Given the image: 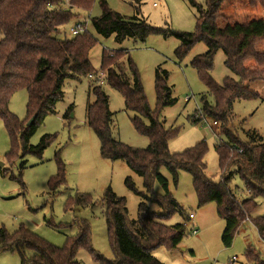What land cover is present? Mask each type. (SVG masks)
I'll return each mask as SVG.
<instances>
[{
	"label": "trees",
	"instance_id": "trees-1",
	"mask_svg": "<svg viewBox=\"0 0 264 264\" xmlns=\"http://www.w3.org/2000/svg\"><path fill=\"white\" fill-rule=\"evenodd\" d=\"M95 0H0V120L3 121L12 142L10 155L21 151L42 156L53 142L52 134L44 135L37 145L30 143L32 136L48 115L55 114L57 105L64 99L63 86L67 78L81 79L95 74L90 61V51L97 38L87 30L72 38H60L61 27L75 15L73 9L91 10ZM225 0H207L206 6L199 5L197 27L193 32L157 28L137 16L126 17L111 9L105 0L100 2L101 14L92 17L95 31L103 36L115 35V40L123 42L128 38L146 41L151 34L165 37L176 36L180 45L175 55L182 60L198 42H204L207 51L196 56L191 65L197 70L206 85L208 93L214 97L209 103L207 96L201 98L202 115H207L221 123V132L229 138V143L218 145L222 180L217 183L206 174L205 155L207 146L202 141L181 153L169 150V141L177 133L176 128H166L161 120V112L176 104L172 88L168 85L169 74L158 67L155 73L157 109L152 110L144 91L140 73L127 52L118 50L114 56L102 53L101 71L106 73L105 82L118 90L124 97L125 108L135 115L132 122L137 131L149 138L146 148H135L116 139L113 135V115L110 98L101 84L91 83L94 102L87 107L88 125L100 140L101 155L112 161L123 160L144 179L145 192H139L143 201L139 205V217L131 221L124 197L116 195L112 188L106 189L102 203L106 208L111 244L116 258L108 260L91 247L90 230L81 226L77 236L69 237L63 247H57L38 237L24 226L10 233L0 227V251H19L22 263L26 264L25 251L33 254L30 264H82L77 253L85 248L94 254L97 264H164L153 254V250L166 245L175 250L181 244L186 227L183 224L167 226L163 219L174 213L182 214V207L169 191V182L162 175V167L172 173L178 182V172L185 171L193 178V186L198 198V206L216 203L218 215L225 221L222 241L230 247L242 222L247 218L257 227L264 240V215L253 216L258 208V199L264 198V139L255 132L247 144L234 138L226 129L233 119L236 100H249L259 95L250 89V83L264 80V14H252L251 9L261 6L264 0H247L250 7L245 18L235 24L219 26L224 17L222 5ZM223 50L226 66L239 77H226L217 83L211 73L215 55ZM26 89L29 96L27 119L22 122L10 111V100L15 92ZM72 106L65 118L71 116ZM33 119L31 124L29 121ZM147 119L149 124L145 123ZM202 119V118H201ZM200 117H192L199 123ZM58 172L49 186L56 192L65 184V166L58 157ZM4 168L0 166V170ZM241 177L247 190L246 198H239L231 187L234 175ZM126 184L135 190L130 177ZM157 182L164 195L153 191ZM158 203L164 214L157 215L148 209L149 203ZM89 194H77L66 203V209L87 205ZM250 264H264L260 254L250 246L246 250Z\"/></svg>",
	"mask_w": 264,
	"mask_h": 264
},
{
	"label": "rangeland",
	"instance_id": "rangeland-1",
	"mask_svg": "<svg viewBox=\"0 0 264 264\" xmlns=\"http://www.w3.org/2000/svg\"><path fill=\"white\" fill-rule=\"evenodd\" d=\"M95 0L91 10L73 9L74 17L61 27L58 37L72 38L71 29L78 24H86L87 30L98 40L90 51V61L95 72H101L102 53L118 50L126 51L125 58L130 57L136 65L142 80L145 94L152 110L157 109L155 89V73L158 67L169 74L168 85L172 88V96L177 100L173 106L164 108L161 120L166 128H176L177 133L169 141L172 153H181L198 143L205 141L206 174L215 182L222 180L217 146L229 143V138L221 132V123L212 127L213 118L202 115V96L206 95L209 103L214 97L200 79L191 61L207 51L204 42H198L186 57L179 60L175 51L180 45L176 36L165 37L162 34H151L146 41H135L128 38L123 42L115 40V35L103 37L91 24V18L101 14L100 2ZM108 6L126 17L137 16L150 25L172 29L175 31L193 32L197 27L199 5L206 6L207 0H105ZM156 3V5H154ZM252 14L263 15L261 6L251 9ZM247 0H225L222 5L224 17L219 21L220 27L235 24L243 20L251 12ZM226 55L219 50L214 58L213 79L222 84L226 77L239 80L225 64ZM91 81L87 77L81 79L67 78L64 86V99L57 105L55 114L48 115L32 136L30 143L37 145L46 134L54 136L53 142L45 149L42 156L27 154L20 157V149L10 155L12 142L10 135L0 120V227L4 226L14 233L20 226L46 240L63 247L69 237L78 235L81 226H88L92 249L108 260L116 258L111 244L107 222L106 208L102 203L106 189L112 188L116 195L124 197L131 221L139 217V205L143 201L139 192H145L144 179L135 173L125 161L106 159L101 155L100 140L88 125L87 107L94 102ZM110 98V110L113 115V135L121 142L135 148H146L149 138L140 134L135 128L133 111L125 108L123 95L102 82ZM259 95L249 100H236L233 107V119L225 129L243 144L251 139L255 132L264 139V80H256L249 85ZM29 101L26 89L18 90L10 100V111L20 121L27 119ZM71 116L65 118L69 107ZM203 118L193 123L192 117ZM204 116V117H203ZM145 123L149 124L147 119ZM58 157L65 166L66 184L58 191L50 189L49 182L58 172ZM162 175L169 182V191L182 207V214L174 213L163 219L167 226L183 224L185 236L175 250L166 245L155 248L152 254L164 264H250L246 250L250 246L264 260V240L261 239L257 227L247 218L242 222L233 243L226 247L222 241L225 221L217 213L216 203L198 206V198L193 186L192 176L178 172V182L168 168L162 167ZM130 177L135 190L126 184ZM153 191L164 195V190L157 182L153 183ZM231 187L239 198L247 197V190L241 177L234 175ZM89 194L91 202L83 206L66 209V203L77 194ZM258 208L253 216L264 215V198H259ZM148 209L157 214H164L163 208L155 202L148 204ZM194 213L196 219H190ZM244 225V226H243ZM194 230L197 233H194ZM26 264L32 252L24 250ZM77 260L82 264H97L94 254L82 248L77 253ZM19 251H0V264H21Z\"/></svg>",
	"mask_w": 264,
	"mask_h": 264
},
{
	"label": "built area",
	"instance_id": "built-area-1",
	"mask_svg": "<svg viewBox=\"0 0 264 264\" xmlns=\"http://www.w3.org/2000/svg\"><path fill=\"white\" fill-rule=\"evenodd\" d=\"M154 5H156V3H154ZM85 30L86 29L84 27V24H78L73 29H71V33H72L73 36H76V35H78L80 33H83ZM88 78H89V80L92 83L101 84L102 85V82L105 81V79H106V73L104 71H101V72L95 73V74L92 73V74H89ZM218 124H219V122L217 120H213L212 127H217ZM193 217H194V215L192 213L189 214V218L190 219L193 218ZM194 233H197V231L194 230Z\"/></svg>",
	"mask_w": 264,
	"mask_h": 264
},
{
	"label": "water",
	"instance_id": "water-1",
	"mask_svg": "<svg viewBox=\"0 0 264 264\" xmlns=\"http://www.w3.org/2000/svg\"><path fill=\"white\" fill-rule=\"evenodd\" d=\"M32 121H33V119H31L28 124H31ZM0 166H3V164L0 163Z\"/></svg>",
	"mask_w": 264,
	"mask_h": 264
},
{
	"label": "crops",
	"instance_id": "crops-1",
	"mask_svg": "<svg viewBox=\"0 0 264 264\" xmlns=\"http://www.w3.org/2000/svg\"><path fill=\"white\" fill-rule=\"evenodd\" d=\"M193 215H194V217L193 218H191V219H196V215L194 214V213H192ZM244 226V225H243ZM242 227V226H241ZM263 240V239H262Z\"/></svg>",
	"mask_w": 264,
	"mask_h": 264
}]
</instances>
